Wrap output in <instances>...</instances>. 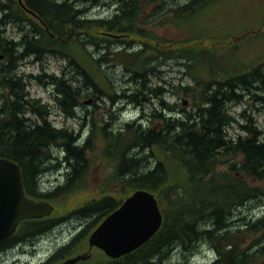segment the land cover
I'll return each mask as SVG.
<instances>
[{
	"label": "trees",
	"instance_id": "trees-1",
	"mask_svg": "<svg viewBox=\"0 0 264 264\" xmlns=\"http://www.w3.org/2000/svg\"><path fill=\"white\" fill-rule=\"evenodd\" d=\"M23 1L26 6L33 8L41 21L49 23L46 20L47 15L55 11L52 5L46 4L49 8L48 12H44L33 7L29 0ZM218 1L220 0H190L177 7H169L166 0H111L117 7V11L111 17L101 19V22L77 18L78 14L66 15L64 19L61 17L63 21L61 29L53 30L52 38L48 36L51 44L49 49H43L37 53L13 55L8 53L6 44L21 43L10 38L3 41L5 50L1 49L3 53L0 51L4 56L0 65L8 67L17 74L23 58L26 60L32 57L39 60L42 56L61 57L60 54L67 51L64 47L75 51V54L82 53L85 61L88 54L78 44L79 33L84 32L87 36L96 38L103 36L104 40L110 41L104 33L117 32L124 44L132 50L135 48L139 50L128 53L120 49L122 47L120 46L111 56L112 58H118L138 67H145L153 62L158 68L166 66L164 60L176 61L186 69L185 75H191V79L194 80L190 88L194 105L191 106L190 111L184 112L178 120L157 118L152 126L148 127V132L142 130V125L137 120L129 122L119 132L118 138H112L119 146L116 149L112 146L111 138L108 135L105 137L100 129L90 138L88 137L87 141H82L81 150L79 154L76 153L75 161L89 162V168L77 180L76 185L65 188L60 194L44 196V200L55 202L80 193L89 184L88 170H91L93 163L99 162L103 163L105 168L109 167L110 174L105 180L112 181V186L118 189L119 198H114L110 192L102 189L99 196L93 197L95 201L87 202L83 207L68 209L67 214L63 213L57 217L58 209L55 206L52 220L65 218L66 215L92 213L91 215L95 218L90 228L93 229L132 192L146 190L156 197L163 214L160 230L133 253L106 264H148L152 254L160 250L164 244L171 245L174 241L184 244L196 243L199 246L200 244L213 245L220 252L222 250L224 255V261L218 262L219 264H234L235 256H238L240 260L246 257L244 264H259L260 259L264 262V241L259 244L260 237L255 238L260 229L263 230L261 239L264 238V216L259 221L260 224L256 223L239 236L223 232L222 223L211 224L214 215L225 218L235 214V204L249 202L258 195L264 197V189L258 186L264 184V130L257 128L255 119L246 110L239 113L244 120L243 124H240L229 111L230 104L241 101L263 103L264 60L253 67L240 64L235 65V69H229L221 65L220 63H224L228 56L237 55L232 53V49L235 48L234 38H230L229 33L220 34L222 29L214 30L210 23L202 28L210 32L208 36H204L199 30L195 36L187 38L183 43L168 40L157 33V30L165 28V25H182L183 21L192 17L202 19L204 12L201 11L207 10ZM64 2L61 4L73 3L69 0ZM144 2L147 6L152 5L149 13H145ZM260 14L263 19L264 9L260 11ZM24 19L27 20V16ZM258 27L254 33L250 34V30L255 27L251 21L246 20L242 30V33L246 34L245 44L255 39L264 41V21H261ZM227 37L228 39L224 41ZM219 48H224L223 55L214 52ZM194 49H196L195 52H193ZM187 53L189 55H185ZM181 55L190 58L193 63L180 59ZM196 64L202 67L198 77L191 72V68ZM77 66V69H81L79 64ZM238 68L240 71L235 74ZM74 72L84 85L89 86L90 91L80 93L70 88L62 77L54 74L47 76L48 81L43 80L41 76H32L35 81L44 86L49 84L52 87L53 83L55 95L61 92L56 112L71 118L77 115L80 119V113L76 112L82 110L93 118L94 113L87 110L91 108L89 105H98L96 97H99L100 92L103 96L111 98L113 90L116 89L115 78H103V75L98 72L92 75L84 74L83 71ZM21 76L22 79H17L11 73L0 84L1 87H6V90L3 88L0 93V158L15 162L25 177L24 161L21 155L27 151L28 145H34L37 150L42 151L59 141L63 148L69 151L76 144L73 138L65 136L66 129L51 128L46 124V120L41 122L45 127L38 123L37 131L24 135V112L21 114L22 118L18 116L27 106L32 113L40 110L48 114L51 109L47 104L42 105L39 99L30 98L26 88L28 79L32 76L23 74ZM246 77L249 78L245 79ZM245 80H249V87ZM135 81H139L138 77ZM252 84L257 86L258 93L250 91ZM106 116L103 114L99 119L103 120ZM180 120L183 121L182 124ZM179 125L183 126L179 127ZM230 126L238 127L242 131L241 134L234 137L229 135L227 129ZM132 137L133 139L140 137L144 145L152 144L149 151L156 163L153 169L145 170L144 173H139L141 168L136 167L139 176L136 183L131 186L121 181L118 171L126 154L132 152L130 147ZM189 139L194 142H189ZM189 154L195 156L194 160L190 161ZM222 160L225 161L224 164ZM218 162L220 166H216ZM221 187H226L228 191L220 189ZM237 190L241 192V202L228 200L225 197L228 192ZM103 201L110 202V206L104 212L101 208ZM222 202L225 206L222 207L221 204L217 209ZM91 210L96 211L91 212ZM225 210L228 213L226 215H224ZM252 246L258 249L251 253L249 251ZM65 251L68 257L72 255L74 248L68 247Z\"/></svg>",
	"mask_w": 264,
	"mask_h": 264
},
{
	"label": "bare ground",
	"instance_id": "bare-ground-1",
	"mask_svg": "<svg viewBox=\"0 0 264 264\" xmlns=\"http://www.w3.org/2000/svg\"><path fill=\"white\" fill-rule=\"evenodd\" d=\"M69 1H72L73 3L66 2L68 4L62 5L65 3L64 0H29L31 5L37 10L48 12L47 9L49 7L46 6V4L52 5V9H55V11L47 15L46 20L49 23H44L43 20L41 21L39 17H37L38 15L34 12L33 8L26 6V3L23 0L22 5L18 3V0H1L0 51L1 49L5 50L3 48L5 46V42L3 41L8 38L21 43L15 45L6 44V47L9 50L8 53L13 55H24L25 53L33 52L37 53L40 50L51 48V44L48 39L53 37V30L61 29V23L63 22L62 18L64 19L66 15L78 14L77 18L80 17L81 19L91 22H101V19H104V17L100 18L98 15H90V12H88L87 9L81 11V9H84L83 5H85L88 0ZM93 1L98 2L99 0ZM189 1L190 0H166L169 7H177ZM169 2H174L177 5H171ZM116 11L117 7H115L113 15ZM62 12L63 14H61ZM24 15L27 16V20L24 19ZM15 27L19 31L20 35L16 38L7 36V30ZM104 34L109 37L110 41L104 40L103 36L96 38L89 37L84 32L78 34V44L83 47L85 49V53L88 54L85 61L82 53L77 52L75 54V51L67 49L66 47L64 48L67 51H63L64 53L60 54L63 57L55 56L63 59L64 61V67L61 71V75L58 77H62L70 88L76 89L80 93L90 91V88L80 81L78 75L74 71L77 73L83 71L82 73H86L88 75L98 72L100 75H103V78H115L116 89L113 90L111 98L103 96L101 92L99 93V97H96L97 103L101 102L102 105L108 103L109 105L108 109L105 110V114L107 116L103 120H100L99 117L95 116V114L92 118V115H87L82 110H78L76 112L80 113V119L77 115L75 118H71L67 116L65 117L60 112H57V114L54 115L55 117L53 120L51 113L52 110H57L56 106L59 104L58 100L61 96L60 91L55 95V85H53V83V88L50 85L47 86L52 88L53 93L50 97V113L48 111V114H46L45 112L39 110L35 111L34 114L32 111L30 112V108L27 106L18 116L19 118H22L21 114L24 112L23 117L25 119V128L23 133L25 136L26 134H32L37 131V127H39L38 123L40 126L45 127V125L41 124V122L46 120V124L51 128L66 129L65 136L73 138V141H75L76 144L75 146H72V150L70 149L69 151H66L59 141H56L53 145L44 148L42 151L37 150L34 145H28L27 151L21 155L22 160L24 161L23 168L25 173H32V177L35 180V191L38 194H41V196L57 195L62 193L65 188L76 185L77 180H79L81 175H83L89 168V162L82 160L80 162L75 161L77 154H79V151L81 150L80 144H83L82 141H87L88 137L90 138L100 129L105 137L108 135L111 138L112 146L116 149L119 146L112 138H118V135L120 134L119 132H121L122 129L129 124V122L137 120L142 125V130L144 132H148V127L152 126V123L156 121L157 118L161 120L166 117L178 120L184 112L190 111L192 109L191 106L194 105L192 103L190 91L191 84L194 83L193 79L191 80V84L187 86H184L182 82L174 85L169 84L165 79V74L162 72L164 67L158 68V66L153 62H150L145 67H138L128 62L119 60L118 58H112L111 56L116 53L118 47L120 46H122L120 49L125 50L128 53H130V51H138L139 48L132 50L123 43L122 38L119 37L117 32H106ZM48 36L50 38H48ZM1 52L0 61L3 60L4 57L2 54L3 52ZM185 55H189V53ZM44 58L45 56L40 57L39 60H35L32 57H29L26 60L23 58L21 64L28 62H42ZM180 59H185L190 64L193 63L190 58L184 55H181ZM77 60L81 69L76 68L78 67ZM164 61H166L164 65H168V63H170L168 60ZM11 73L17 79H22L21 74L23 73L20 74V70L16 74L8 67L0 65V84L3 83L4 79ZM67 73L68 76L66 77ZM34 76H41L43 80L47 79L46 81H48V77L45 74L41 73ZM137 77L139 79L138 82L135 81ZM248 78L249 77H246L245 79ZM31 81H35L33 76L28 79L27 83ZM245 83H247L248 87L250 86L249 80H245ZM3 88L6 90V87H1L0 85V93ZM170 88L175 89V93L177 95L176 102L174 104H170L171 102H169L166 98H163L170 91ZM258 90L257 86L252 84L250 91L258 93ZM262 92L261 94H263ZM181 94L190 99L189 102H187L188 105H190V110H187L184 107L186 103L181 102V98H179V95ZM41 104L45 105V103ZM261 104L264 105V101ZM179 105L182 106L180 110L177 109V106ZM132 109L141 111V115H139L136 119L129 120L125 117V115ZM87 110L91 111L90 109ZM57 118L65 123L67 121L76 122L78 124V129H74L73 125L65 126L63 125L64 123L59 126L55 125V119ZM97 120L98 123H96ZM182 122L183 121H181V124ZM182 126L183 125H179V127ZM133 137L130 145L132 152H130V154H126V157L122 160L118 171L121 181L131 186L136 183L139 173H144L145 170L150 171L155 167L156 163V160L151 158L152 155L149 151L152 144L144 145L142 144L140 137L134 139ZM188 141L191 143L194 142V140L191 139ZM189 155L191 158L190 161L194 160L195 156L192 154ZM222 163L224 164L225 161L222 160ZM216 164V166H220L219 162ZM136 167L141 168L139 173L135 169ZM89 171L90 170H88V174L90 175L91 173ZM220 189L226 192L228 191L226 187H221ZM225 197L228 200H239V202H241L240 199L242 198V195L241 192L237 190L236 192H228ZM261 198L262 196L258 195L255 198H252L249 202L235 204V213L239 211L236 217H234L233 214H230L225 218L221 215L217 217L214 215L211 224L215 225L222 223L221 230L223 232H229L230 234L237 236L243 234L256 224L254 221H250L248 211L251 210V208H254L256 203L259 204L260 202L258 201ZM90 201H95V199H88L76 206L83 207L84 204ZM221 204L222 207L225 206V203L222 202L219 205L217 204L218 206L216 205L217 209L220 208ZM109 206L110 202L103 201L101 206L102 211H106ZM94 211L96 210H91V212ZM91 214L92 213H79L76 215H66L65 218L55 220H52V215L49 217L45 216L42 218L30 219L36 222H33L32 225L26 227L23 235L21 236L24 239H22L19 245L15 247L12 258L5 259L4 264H62L66 260L65 249L72 247L75 252L78 244L77 240H80V238H83L84 235L86 236L91 231L92 228L90 227L95 218ZM226 214L228 213L225 210L224 215ZM230 216L231 218H228ZM262 217L260 219H262ZM49 219L51 221H49ZM64 233L69 234V239L65 244L61 243V245H58L56 240L59 238L60 234L62 235ZM262 242L263 240L261 239V243ZM203 246L204 244H200L199 246L196 243L184 244L178 241H174L171 245L164 244L160 250L150 256L148 264H177L176 262L179 261L177 257H179L180 254L182 256L181 264H190V256L198 249V247L203 248ZM252 248H254V246L250 247L249 252L251 253L258 249ZM206 251L213 253V257L206 259L203 264H215V261L221 263L224 261L222 250L220 252V250L215 249L213 245H211L210 247H207ZM245 254H247V252ZM234 261V264H244L246 257H244L243 260H240L238 256H235ZM95 262L96 263L94 264L108 263L102 260ZM77 263L81 264L80 261Z\"/></svg>",
	"mask_w": 264,
	"mask_h": 264
},
{
	"label": "rangeland",
	"instance_id": "rangeland-1",
	"mask_svg": "<svg viewBox=\"0 0 264 264\" xmlns=\"http://www.w3.org/2000/svg\"><path fill=\"white\" fill-rule=\"evenodd\" d=\"M169 4L177 5L174 2H169ZM143 6L145 7V13H149L150 7H152V5L147 6L144 2ZM226 6L228 7V9ZM83 8H86L87 11L90 12V15H98L100 16V18H108L111 17L113 12L115 11V4L111 2V0H99L98 2L88 0L85 5H83ZM263 9L264 0H220L215 4H212L211 7L207 10L204 9L203 11H201L204 12L202 19L192 17L188 20L183 21L182 25H165V28L158 29L157 33L160 36L167 38L168 40L183 43L187 38L195 36L199 32V30H201L204 36H208L210 32H206L202 28L207 23H210L211 26L215 28L214 30L222 29L220 30V34L229 33L228 35L230 36V38H234L235 48L232 49V53H235L237 55L228 56L225 62L220 64L226 66L229 69H235V65L240 64L248 67H253L255 65H258L259 63H262L264 60V41L255 39L245 44L244 38L246 35H243L242 30L244 29L247 20L251 21V23L255 27V29L250 30V34L254 33L256 31V28H259L258 26L261 24V21H264V18L262 19V16L260 14V11H262ZM6 34L7 36H11L14 38L20 35L16 27L9 28ZM225 36L226 35H224V37ZM227 39L228 37L225 38L224 41ZM195 51L196 49L193 50V52ZM214 52L216 54L223 55L224 48L215 49ZM199 66L200 64H196L193 68H191V72L197 77L201 74L202 70V67ZM63 67V59L55 56H45L42 62H28L22 64L20 67V73L33 76L41 73L45 74L46 76L51 74L60 76ZM185 70L186 69L180 66L176 61H170L168 65L164 66L162 72L165 74V79L169 84L174 85L182 82L184 86H187L191 84L192 76L189 74L185 75ZM239 71L240 68H238L234 73L238 74ZM67 76L68 73L66 74V77ZM46 80L47 79H45V81ZM48 85L49 84L44 86L37 81H31L28 83L26 89L29 93L30 98L40 99L41 103L50 105V97L53 93L52 88L47 87ZM176 96L177 95L175 93V89L170 88V91L163 98H166L169 102H171L170 104H174L176 102ZM179 98H181V102L186 103L184 107L187 110H190V105H188L187 103L190 99L184 97V95L182 94L179 95ZM249 105L251 107H249ZM89 106H91L90 110L95 114V116L102 118V115L105 114V110L108 109L109 105L108 103L102 105V103L100 102L97 106L93 104H90ZM181 108L182 106H177L178 110H180ZM244 110L251 114V116L255 119L257 128L264 130V105L261 103H254L252 101H250L249 103H247L246 101H241L239 103L229 105V111L240 124H243L244 120L239 116V113ZM55 114H57L56 110H52L51 116L53 120ZM139 115H141V111L132 109L128 113H126L125 117L129 120H133L138 118ZM60 124H63L65 126L73 125L74 129H78V124L76 122L67 121L65 123L58 118L55 119V125L59 126ZM227 132L229 135H232V137H234L236 135H240L242 131L238 127L230 126L229 129H227ZM108 168L109 167L105 168L103 163H93L91 167L92 172L88 177L89 184L83 191L78 194L71 195L66 199H61L59 201L53 202V204L58 209L56 216L58 217L60 215H63V213L65 214L72 208L78 207L76 205L81 204V202H84L85 200L99 196L102 189L110 192L114 198L118 199V189L112 186L111 180H105L110 174V170ZM258 186H261V188L264 189V184H259ZM258 202L260 203H256V207L254 206V208H251V210L248 211V217L250 218V221H254L255 223H258L261 220L260 218L264 216V197H262ZM238 213L239 211L233 214V216L236 217ZM228 218H231V216ZM258 224H260V222ZM262 234L263 230L260 229L255 238H259V236H261ZM68 239L69 234L64 233L62 235L60 234L59 238L56 241L58 245H61V243L65 244ZM262 240L264 241V238ZM207 247L210 246L204 245L203 248L198 247L197 250L195 249L196 251H194L190 256V264H203L206 259H210L211 257H213V253H211L210 251H206ZM86 250L87 240L85 239L84 242H78L75 252L69 258L74 257V255L76 254H82L83 252H86ZM92 253L93 256L95 255L94 257H96L94 258V260H101L102 255L98 250L95 249ZM181 258L182 256L180 254L179 257H177V259L179 260L176 262L177 264H181ZM259 264H264L263 260L260 261Z\"/></svg>",
	"mask_w": 264,
	"mask_h": 264
},
{
	"label": "water",
	"instance_id": "water-1",
	"mask_svg": "<svg viewBox=\"0 0 264 264\" xmlns=\"http://www.w3.org/2000/svg\"><path fill=\"white\" fill-rule=\"evenodd\" d=\"M18 3L22 5V0ZM53 210L54 206L46 201L29 199L19 167L0 158V243L15 233L21 221L49 216ZM161 224L162 214L155 196L146 190H136L89 235V250L95 247L112 259L119 258L148 242ZM89 257L78 255L62 264H75Z\"/></svg>",
	"mask_w": 264,
	"mask_h": 264
},
{
	"label": "flooded vegetation",
	"instance_id": "flooded-vegetation-1",
	"mask_svg": "<svg viewBox=\"0 0 264 264\" xmlns=\"http://www.w3.org/2000/svg\"><path fill=\"white\" fill-rule=\"evenodd\" d=\"M0 2H1V0H0ZM89 172L91 173L92 172V169ZM30 174L25 173V177H24V187H25V191H26V193H27V195H28L29 198L34 199L36 201L43 200L44 196H41V194H38L35 191V188H34L35 180L32 177V173H30ZM33 222H36V221H34V220L22 221L19 224L16 233L13 236L9 237L8 239H6L4 242H2L0 244V264H4L5 259L12 258V255L14 253L15 247L17 245H19V243H20V241L22 239H24V238L21 237L23 235V232L25 231L26 227L29 226V225H32ZM261 237L262 236H260L259 243L261 242ZM85 239H88L87 235L86 236L84 235L83 238H80V240H77V241L78 242H80V241L81 242H84ZM93 250H95V248H93L91 250V257L89 259H87V260H84L83 262H80L81 264H94V263H96L95 262L96 260H94V258H96V257H94L95 255L93 256V253H92ZM99 252H101V251H99ZM105 260H106V262L112 261L111 259H109L107 257L105 258ZM260 261H262V259ZM214 263L215 264H219L217 261H215Z\"/></svg>",
	"mask_w": 264,
	"mask_h": 264
}]
</instances>
